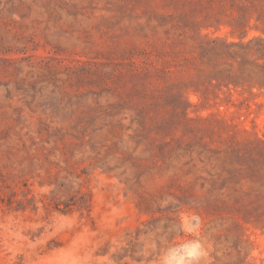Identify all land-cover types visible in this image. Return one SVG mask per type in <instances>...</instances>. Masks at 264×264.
I'll use <instances>...</instances> for the list:
<instances>
[{
    "label": "rangeland",
    "instance_id": "obj_1",
    "mask_svg": "<svg viewBox=\"0 0 264 264\" xmlns=\"http://www.w3.org/2000/svg\"><path fill=\"white\" fill-rule=\"evenodd\" d=\"M189 241L264 264V0H0V264Z\"/></svg>",
    "mask_w": 264,
    "mask_h": 264
},
{
    "label": "clouds",
    "instance_id": "obj_2",
    "mask_svg": "<svg viewBox=\"0 0 264 264\" xmlns=\"http://www.w3.org/2000/svg\"><path fill=\"white\" fill-rule=\"evenodd\" d=\"M204 254L199 241H189L168 249L162 257V264H199Z\"/></svg>",
    "mask_w": 264,
    "mask_h": 264
}]
</instances>
